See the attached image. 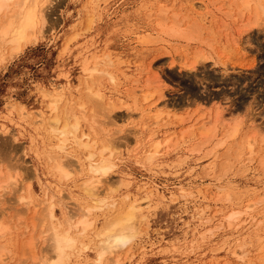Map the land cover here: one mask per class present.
Masks as SVG:
<instances>
[{"label":"rangeland","instance_id":"obj_1","mask_svg":"<svg viewBox=\"0 0 264 264\" xmlns=\"http://www.w3.org/2000/svg\"><path fill=\"white\" fill-rule=\"evenodd\" d=\"M88 1L52 0L46 10L48 23L44 35L27 47L19 59L0 67V169L19 170V190L6 195L0 204V210L7 209L0 218L14 229L5 241L14 249L6 264H36L40 255L49 251L40 238V223L36 222L35 230L32 222L33 218L41 221L44 205L39 203L47 195L56 193L59 204L55 210L60 221L78 213L86 202L81 186L78 189L73 186L74 181L66 185L55 178L49 163L39 153L49 142L47 130L32 122L38 119V109L45 108L36 93L39 85L36 82L47 84L56 79L63 83L68 74L71 78L68 94L73 103L85 94L81 65L86 59L100 55L113 58V71L119 80L116 87L101 80L107 95L113 94L112 100L121 105L112 113L116 123L106 126L119 149L116 152L119 167L110 177L116 180L118 173H125L120 182L123 185L120 197L129 194L131 199L142 198L146 196L145 187H156L149 199L141 201L142 238L121 251L114 264H240L234 258L238 249L244 250L245 264H264L263 165L254 157L244 160L235 174L211 178L202 172L208 160H199L208 146L203 150L195 148L203 136L201 128L213 122L217 104L225 107L227 122L255 117L257 129L264 132V30L254 27L242 32L239 17H228V12L239 6L233 0H98L93 8ZM200 2L202 8L197 6ZM175 15L183 19L184 30H194L190 45L186 40L167 35L171 17L176 18ZM165 17L169 19L164 21ZM163 21L170 25L165 27L167 32ZM227 23L232 24V31L226 27ZM160 35L172 42L163 47L157 42ZM146 36L155 38V42H143L141 39ZM73 37L76 39L67 47ZM88 47L91 51L86 58L84 50ZM199 51L211 57L194 68L189 67ZM225 71L227 75L223 74ZM154 84L161 86L163 101L167 102L161 108L154 135L160 141L169 140L160 147L156 166L145 168L142 149L148 133H134L133 120L139 122L143 117L130 118L127 105L136 92L139 104H143L144 93L152 91ZM10 100H14L13 107ZM21 104L32 112L26 120L18 115ZM144 121L149 124L153 118ZM89 133L94 135L92 131ZM75 152L84 164L83 153ZM36 170L38 175L34 173ZM47 186L52 190L47 191ZM29 193L38 205L36 209L31 206L35 209L32 219L27 212L20 219L16 211L24 205L18 204L17 199ZM124 202L121 200L123 205ZM251 202L252 207L247 208ZM235 208L250 213L241 223L233 224L236 230L224 223ZM216 210L221 211L215 213ZM97 219L99 227L104 223V214ZM30 239L38 242L36 258L24 252L27 248L23 245L26 243V247ZM87 239L91 242L90 236ZM89 256L91 253L77 258L73 264H92Z\"/></svg>","mask_w":264,"mask_h":264},{"label":"clouds","instance_id":"obj_2","mask_svg":"<svg viewBox=\"0 0 264 264\" xmlns=\"http://www.w3.org/2000/svg\"><path fill=\"white\" fill-rule=\"evenodd\" d=\"M52 0H50V4ZM49 4V5H50ZM252 4L245 5L251 9ZM256 7L264 11V0H259ZM42 11L39 0H0V67L9 60L19 59L27 47L33 46V35L39 30ZM115 62L112 57L104 56L96 60L86 59L81 65V72L89 82L85 88L86 101L75 105L70 101L68 87L70 81L63 83L56 81L47 84L36 82L39 88L36 93L47 109V134L51 138L49 156L47 157L51 170L62 183L71 182L76 178L75 169L65 166L71 158L72 151L83 153L86 164L87 179L83 181L84 194L91 199L89 207L84 208L86 215L69 224L62 223L55 215V199L49 205L48 219L44 225L42 242L49 249L40 255L36 264H73L79 257L91 253L89 259L92 264H109L110 257L116 253L133 247L141 238L139 227L141 209L135 203H129L121 208V200L127 201L128 196L120 197L123 185L118 183L110 186L104 197L94 195L103 182L118 170L119 161L114 146V139L103 132V138H93L85 129L96 132L103 131L107 125L108 115L102 110L89 115L87 103L97 105L104 103V90L97 84V79L106 80L109 85L116 87L119 83L117 74L113 71ZM227 75L225 71L223 73ZM227 101L228 98L225 97ZM65 115L62 117L61 112ZM18 115L27 119L29 109L21 104ZM103 117V119H101ZM159 145H154L144 154L143 166L153 168L159 159ZM11 167L5 172L0 169V199L15 190L18 184L17 172ZM230 199V198H229ZM33 201L20 197L17 203L30 205ZM104 214V223L98 227V215ZM247 209L235 208L225 217V225L229 228L240 223ZM12 224L0 220V264H6L14 254V249L8 246L6 238L13 233ZM91 237V244L88 237ZM240 264H245L246 255L243 249L234 254Z\"/></svg>","mask_w":264,"mask_h":264},{"label":"bare ground","instance_id":"obj_3","mask_svg":"<svg viewBox=\"0 0 264 264\" xmlns=\"http://www.w3.org/2000/svg\"><path fill=\"white\" fill-rule=\"evenodd\" d=\"M96 1H98V0H89L88 4L91 5V7L93 8L96 5ZM233 2L238 4L239 6L236 10H232L230 13L228 12V17H230V18L239 17V19L242 22V25L244 27L243 28L244 30H242V32L243 31H250L254 27L259 28V30H264V11H260L256 7V4L259 2V0H233ZM248 3H251L253 5L251 9H248L245 7V5ZM49 4H50V0H39V9L42 11L43 15L41 16L40 28L32 37L33 42L38 40L39 37L41 36V34L44 35V33L46 32V29H47L46 24L48 23L46 10H47V6H49ZM197 6H198V8H202L203 4L200 2V4ZM193 9H194V6H193ZM175 16H176V18L171 17L172 18V21H171L172 25L171 26L169 25L170 27L167 26V24H165L166 22L164 23V21H166L169 18L168 17L163 18L164 27L163 26L162 27L166 30V32H167V28L169 27V31L167 33V35L169 34L171 36V37L169 36V38H173L172 36H174V38L177 37L178 39H181L182 41L186 40L187 44L190 45L189 41L194 39L193 38V34L195 33L194 30L191 29L189 32L184 30L185 27H183L184 25L182 23L183 19L182 18H181L182 20H180V18L177 19V15H175ZM93 18L90 22H93ZM90 19H91V17H90ZM186 22H188V21H186ZM231 25L232 24H229V23L226 24V27L228 28V30L232 29ZM165 27H167V28H165ZM52 29H53V27L51 26V30ZM230 31H232V30H230ZM160 38H163L162 35H160V37L158 38L159 40L158 41L156 40V41L161 43L163 47L168 46L172 42L171 40H169V38L168 39L163 38L162 40ZM73 39H76V37H73L72 39H70V41L67 44V47L70 45V43ZM154 39L155 38H153V37L147 38V36H146V37L142 38L141 40L143 42H151L152 41L154 43L155 42ZM171 47L173 48V46H171ZM90 51L91 50L89 49V47L84 50V54H87L86 58L89 56ZM168 52H169V50H168ZM176 52H177L178 56H182L181 52H179V53H178V51H176ZM102 56H104V55L97 56L95 59H93V61L98 59V58H102ZM209 57H211V56H209L208 54H206L203 51H199L194 56V60L192 62H190L188 66L194 68V67H196V64L198 62L206 61V59H208ZM216 63H218V62H216ZM64 77H65L64 80H68L71 82V78L68 74H66ZM52 81L62 83L60 80H56V79L52 80ZM160 82H161V80H160ZM84 83L86 86L83 88V90L85 91V88L88 86V83H89L85 77H84ZM97 84L99 86H101L104 90V87L101 85L100 79H97ZM154 86H155V88L152 91H148V92L144 93L143 99H142L144 102L143 104H141V105L139 104V100L136 96V93H137L136 92L135 94L133 93L131 95L133 97L132 102L127 105V107L130 108V112H129L130 118H134V117H132L134 115H136V116L139 115V116L143 117L141 119V121L134 122L135 120H133V123H132L133 128H134V133L136 135L137 134L143 135V134L148 133V135H147L148 139L146 142L145 149H142L143 154H145L146 151L150 150L154 145H159V149H160V147L162 145H164V143H166L169 140V138H166L165 141H160V140L156 139V137L154 135L155 129H156L155 125L158 123L159 118L162 114L161 108H163V106L167 105L166 100L163 101L165 94H164V92L162 93L163 90L160 88L161 86L160 85L156 86L155 84H154ZM69 87H71V86H69ZM69 87H68V89H69ZM37 88H39V85L37 86ZM104 93H105L104 103L102 105H97L93 102H88L87 103V111H88L89 115L91 116L92 113L102 110L103 112L107 113V115H108L109 119L107 121V124H109V123L115 124L116 121L112 117V113H115V109H117L118 107H121V105H116L115 102L112 100L111 97L113 94L111 95L109 93L107 95L105 90H104ZM155 95H158L157 98H154ZM114 96H115V94H114ZM86 100H87V98L84 94L83 97H79L76 101L73 102V104L79 105L81 102L86 101ZM13 102H14V100H10V102H9V105L12 107L15 105ZM44 106H45V104H44ZM224 109H225V107L221 106L220 104H217L216 109H215L216 115H215V118H213V122H211L210 125L207 127L206 126L204 128L202 127L200 130V133L203 136L200 139L199 143L195 146V148L197 150H203L202 149L203 147L208 146L205 149L206 153L203 154V156H200V158H199V160L203 159V158L208 160L206 165H204V167L202 168L203 174H205V176H210L211 178L221 179L223 176L227 175L228 173L229 174L234 173V172L236 173L235 170L238 171V169L241 168V167L238 168V166H241L244 160H246V159L252 160L254 157H256L257 160L261 163V165H263V170H264V132L262 133L260 131V129H257L255 117L254 118L250 117L248 119V121H246L244 119H233L231 122H227V119L225 118V114H224ZM31 115H32V112H30V110H29V117ZM64 115H65V113L62 111L61 116L63 117ZM202 115L204 116V114H202ZM200 116H198L197 119ZM37 117H38V119H35L32 123H37L40 126H44V128H46V130H47L48 120L50 119V117L47 114L46 106L44 109H42V108L38 109ZM152 118H153V121L151 123H149V124L147 122L145 123V121H144L145 119L151 121ZM101 119H103V117H101ZM181 122H183V119H181ZM106 126L104 127L103 131L98 129L96 132H93V134H94V135H92L93 138H97L96 136H98L102 139L103 138V132H107L108 135L112 137L113 133H111L107 129ZM193 126H195V124ZM221 128L223 130H222V132H220V134H218V132ZM1 129L3 130L2 127H1ZM89 132H91V131H89ZM89 132H88V134L91 135ZM258 132L260 134H258ZM51 143H52V141H51V138L49 137V142H48L47 146H44L39 151L41 157L44 158L47 162H48L47 157L49 156V148L51 146ZM70 157H72L73 159L69 158L65 162V166L69 167L70 169H75L76 173L78 172L77 178L72 180L71 182L72 183L75 182L73 186L78 187V189H79V186L82 187L83 181L87 179L86 164L85 163L83 164L80 161L81 159H80L79 153H76L75 151H72L70 153ZM50 169H51V166H50ZM34 171H35V169H34ZM37 172L38 171L36 170V172H34V173H36L38 175ZM234 174H232V175H234ZM54 175L56 176L55 173H54ZM55 178L58 179L57 176ZM124 178H125V173H123V172L118 173V179H116V180H114V179L112 180L111 177H108L103 182V185H104V187L102 186L103 189L99 188L94 195H96L98 197H104L105 194L109 191L110 186H115L116 183H120L121 181L124 180ZM71 182L64 183V184L69 185V183H71ZM44 184H46V183H44ZM17 187H18V184L15 186V190H19ZM57 187H59V186H57ZM220 187H222V185H220ZM154 188H156V187L155 186L145 187L146 196H143L142 198L136 197L134 199H131L130 195L126 194V196H128L129 199L124 202V203H126L125 205H123V203H121V207L123 206L122 208H125V207H127V205L129 203H135L139 206V208L141 209V212H142L144 210V207H143L141 201L145 198L149 199L150 194H152L154 191ZM20 189H23V187L21 186ZM50 189H51L50 186L46 187L47 191L52 190V189L51 190ZM82 192L84 194L83 188H82ZM20 197H23L24 199H30L31 201H33V199H34L33 195L31 193H29L28 195H22L21 194V195H19V198ZM53 198L56 199V193H54V191L52 193H50L49 195H47L46 198H44L42 200V202L39 203L40 206L42 204L44 205L43 209H42L43 213L41 215V221L39 219H37V221H35V218H33V213L35 212V209L38 205V204L35 205L33 202L30 205H24V207L21 209H17L16 214L20 219H23V217H25L24 216V214H26L25 212H27V214H32V215H30V217H31V219L33 218L32 219V222H34L33 224L35 225L36 222L40 223L41 230L43 233V231L45 230L44 229L45 222L48 219L49 205L52 203ZM218 198H220V195ZM2 199H4V197ZM2 199H0V204L2 202ZM85 199H86V202L83 205H81L80 211L78 213H74V214L67 216L66 219L64 221H61V222L65 223L67 225L69 223H73V222L77 221L79 218L86 215V213L84 212V208L90 206L91 199L88 196H86ZM57 204H59V202H57L55 200V206ZM33 205H34L35 209L31 208V206H33ZM251 207H252V202L247 205V208H251ZM6 210H7L6 208H2V210H0L1 211L0 216L4 215ZM220 211L216 210L215 213H218ZM54 215L57 218L56 210L54 211ZM248 218H250V217H248ZM254 218L252 217V220ZM57 219L60 221L59 218H57ZM0 220H3V219L0 218ZM139 220L141 223L142 222L141 213H140ZM205 220L209 221V217L205 216ZM198 222L201 224L202 223L201 219H199ZM238 226H239V224H238ZM233 227H234L233 229L236 230L235 226H233ZM35 230H36V225H35ZM42 233H40L41 239H42ZM37 243L34 242L33 239H30L28 241L26 247L24 246L26 243L23 245L24 248H27V250L25 249L26 251H24V252L28 253V254L30 252L32 254V257L36 258L37 257L36 256L37 255L36 249H37V245H38ZM88 243L91 244V242L89 240H88ZM235 253L236 252H234V254ZM119 255H120V252L116 253L113 257H111L109 259V264H114V258H116ZM82 264H84V263H82Z\"/></svg>","mask_w":264,"mask_h":264}]
</instances>
